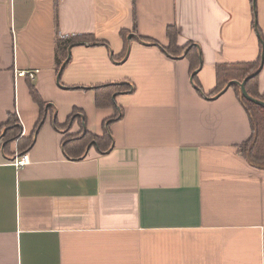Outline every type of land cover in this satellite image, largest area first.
<instances>
[{
  "label": "crops",
  "instance_id": "0c3cea01",
  "mask_svg": "<svg viewBox=\"0 0 264 264\" xmlns=\"http://www.w3.org/2000/svg\"><path fill=\"white\" fill-rule=\"evenodd\" d=\"M83 35L101 43L71 46L59 86L58 39ZM263 52L264 0H0V129L15 115L34 137L17 169L0 136V264H264L249 117L232 87L213 95L218 65ZM258 81L263 95L264 67ZM114 84L128 89L98 107ZM106 132L108 151L67 155L68 135Z\"/></svg>",
  "mask_w": 264,
  "mask_h": 264
},
{
  "label": "trees",
  "instance_id": "16d2710c",
  "mask_svg": "<svg viewBox=\"0 0 264 264\" xmlns=\"http://www.w3.org/2000/svg\"><path fill=\"white\" fill-rule=\"evenodd\" d=\"M178 36L177 28L173 27L168 30V38L171 41V47L168 49L170 52L178 51L182 54L186 49H178L176 46ZM98 44L101 43L99 40H95L93 36L83 35L81 37H71L67 40L58 39V52L62 56L63 60L68 59V51L71 46L74 45H83V44ZM127 49L125 51V55ZM193 53V55L198 60L197 50L190 49L188 56ZM192 55V54H191ZM264 61V52L263 56L256 62L250 63H235V64H220L217 66V88L213 95H218L222 92L230 83L233 81L244 82L248 79L246 84V90L249 96L256 98L264 102V94H259V74L255 75L262 68V62ZM253 75V76H252ZM252 76V77H250ZM235 91L236 95L242 104L245 112H247L250 126L252 127V136L246 143L240 146L239 152L243 157L246 158L248 163L258 169L264 170V107L258 105L252 101H249L242 95L240 86L235 83L231 86ZM31 94L35 102L39 104L42 110L46 109L45 102L42 101L40 95L38 94L35 87L30 85ZM128 89L125 85H108V86H99L95 88L97 93V105L98 107H114L116 102L113 100V97L118 92H123ZM45 117L42 115L40 123L37 126V130L40 129V126L43 124ZM74 117L71 116L70 121L67 125L61 126L57 123V127L60 131L70 133V127ZM2 132H6V139L4 140L6 146L11 144V142H18V148H20V154L24 155L28 152L34 144V137L21 141L20 133V121L19 118L15 115H10V119L7 124H5L0 129V136ZM92 144H95L100 151H108L112 146V138L109 133L106 132L105 137L97 138L89 133L82 134L79 136L71 135L67 136L64 140V147H66V152L69 157H75L80 159L84 157L88 147Z\"/></svg>",
  "mask_w": 264,
  "mask_h": 264
},
{
  "label": "water",
  "instance_id": "95a60500",
  "mask_svg": "<svg viewBox=\"0 0 264 264\" xmlns=\"http://www.w3.org/2000/svg\"><path fill=\"white\" fill-rule=\"evenodd\" d=\"M71 49H72V47H70L69 48V51H68V59H67V61H66V63L61 67V69H60V74H59V77H58V85L59 86H61V84H60V77H61V75H62V71H63V69L65 68V66L69 63V60L71 59ZM263 63H264V61L262 62V68L264 67L263 66ZM262 68L259 70V72H257L255 75H257V74H259L260 73V71L262 70ZM253 76V75H252ZM252 76H250V77H252ZM249 79V78H248ZM248 79H246V80H244V82H238V81H233L232 83H230L223 91H225V90H227V89H229L233 84H235V83H237L239 86H240V88H241V92H242V95L243 96H245V98L247 99V100H249V101H252V102H254V103H256V104H258V105H261V106H263L264 107V102H262V101H260V100H257L256 98H254V97H252V96H249V94H248V92H247V90H246V84H247V82H248ZM222 91V92H223ZM221 93V92H220Z\"/></svg>",
  "mask_w": 264,
  "mask_h": 264
},
{
  "label": "built area",
  "instance_id": "2783aa9c",
  "mask_svg": "<svg viewBox=\"0 0 264 264\" xmlns=\"http://www.w3.org/2000/svg\"><path fill=\"white\" fill-rule=\"evenodd\" d=\"M38 74H39L38 70H30V71H24V72L20 73V76H22V77L27 76L31 80H34ZM12 164H14V166L17 169L25 168L27 165L30 164L29 154L26 153L24 155H21V154L17 153L14 157Z\"/></svg>",
  "mask_w": 264,
  "mask_h": 264
}]
</instances>
